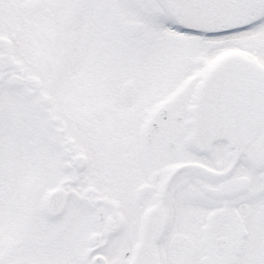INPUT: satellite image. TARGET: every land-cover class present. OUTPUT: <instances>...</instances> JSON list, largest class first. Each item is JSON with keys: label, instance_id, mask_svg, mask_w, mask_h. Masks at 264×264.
<instances>
[{"label": "snow or ice", "instance_id": "obj_1", "mask_svg": "<svg viewBox=\"0 0 264 264\" xmlns=\"http://www.w3.org/2000/svg\"><path fill=\"white\" fill-rule=\"evenodd\" d=\"M0 264H264V0H0Z\"/></svg>", "mask_w": 264, "mask_h": 264}]
</instances>
